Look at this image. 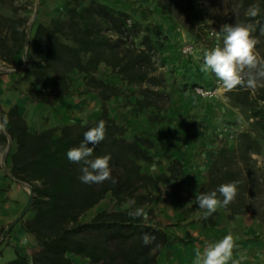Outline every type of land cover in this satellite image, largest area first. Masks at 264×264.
<instances>
[{"label":"trees","instance_id":"trees-1","mask_svg":"<svg viewBox=\"0 0 264 264\" xmlns=\"http://www.w3.org/2000/svg\"><path fill=\"white\" fill-rule=\"evenodd\" d=\"M157 2L160 6H167L190 32L200 33L206 29L207 20L225 8L229 11L217 19L254 24L259 21L254 33L260 40L256 50L264 58V35L259 32V25H264V0ZM253 4H259L261 12L250 18L246 11ZM160 29L149 30L128 12L112 9L97 0H90L81 8L79 4L71 5L65 16L54 19L50 26H37L33 41L40 55L36 78L40 88L47 93L56 89L43 80L50 72L55 79L68 81L67 73L78 70L84 74L86 89L99 97L102 111L92 120L42 131L30 128L18 105L5 112L7 120L4 123L0 116V158L13 141L16 147L10 155V174L30 184L33 191L30 206L33 216L22 223L39 245L31 257L18 253L9 264H74L71 254L86 258L92 264H158L163 251L171 245L172 234L166 226L151 223L143 217L133 219L128 215V209H103L91 220H81V216L107 194L118 204L135 199L137 207H144L154 199L150 186L161 182L167 183L166 191L177 200L188 202L192 197L184 179L182 160L173 159L167 168L168 173L154 175L142 169V162L155 161L153 150L157 143L145 132L132 138L127 136V128L116 121L109 110L110 101L119 97L122 89L97 75L102 64L110 67L122 81L142 87V98L137 99L139 107L161 108L160 101L168 100V94L163 89L166 77L159 72L161 50L156 37L162 33ZM24 40V31L20 44L15 47L0 37L6 61H13V56L24 47ZM180 60L181 57L172 56L170 61L177 64ZM65 92L66 89L59 88L52 93L60 95ZM251 103L252 116L264 130V87L253 91ZM100 120L106 123V135L99 145L94 146L93 158L111 155L110 167L116 183L106 180L89 185L79 180L81 165L69 162L66 154L70 148L79 146L84 132ZM57 130L58 135L55 134ZM88 146L92 147L91 144ZM259 148L257 138L249 132L239 134L236 148L231 149L222 142L213 155L208 178L198 194L235 181L238 195L223 208L230 211V217L253 211L264 222V169L252 157ZM145 233L154 237L147 246L142 242Z\"/></svg>","mask_w":264,"mask_h":264},{"label":"rangeland","instance_id":"rangeland-1","mask_svg":"<svg viewBox=\"0 0 264 264\" xmlns=\"http://www.w3.org/2000/svg\"><path fill=\"white\" fill-rule=\"evenodd\" d=\"M89 1L0 0V37L15 47L21 42V33H25L24 47L13 56L12 62L5 60L3 42H0V89L12 91V88H15L26 93V105L31 107L30 115L36 112L40 102L48 103L51 97H66L65 103L69 106L67 116L75 122L92 120L101 113L99 97L95 92L86 89L84 74L78 70L67 73L68 81L55 79L51 72L46 74L43 80L56 88H53L52 92L59 88L67 90L60 95L47 93L36 81L40 55L33 38L37 26H50L54 19L65 16L69 6L79 4L81 8ZM97 1L112 9L128 12L149 30L158 27L162 32L156 37V41L161 50L159 63L162 66L159 72H163L166 77V87L163 89L168 94V100L160 101L161 108L139 107L137 99L142 98V87L122 81L111 72L110 67L102 64L97 73L122 89V94L110 101L109 110L116 121L127 128V136L132 138L135 134L145 132L157 143L156 149L153 150L155 161L142 162V169L155 175L168 173L167 168L175 158L182 160L184 164V179L191 190V199L188 202L177 200L166 191L167 183L161 182L150 186L154 199L143 207L149 222L166 226L172 234V243L163 251L158 264H193L196 250H202L206 240H218L230 231L240 237L237 251L247 254V259L242 264H264V222L260 221L253 211L230 217V211L222 207L217 210V214L205 219L203 210L199 209L195 202L188 204L195 199L201 185L207 180L213 155L218 147L225 142L229 148H236L239 134L242 132H249L257 138L260 148L252 157L257 165L264 169V130L252 116L251 100L254 90L237 87L232 91H223L222 95L215 99L197 96L192 87L213 83L215 75L200 71L202 60L198 57L205 48L198 45V49L187 56L182 55L181 50L190 42L197 43L200 37L204 36L205 29L199 31L201 34L186 30L173 12L167 6H160L157 0ZM228 11L229 9L225 8L222 13H214L205 26L234 25L235 22L217 19L221 14L225 16ZM172 56H179L182 60L172 64ZM83 94H86V97ZM10 108H3L0 103L3 123L7 120L5 112ZM42 116L45 115L39 113L38 116V113H35L32 117H41L42 119L38 120H44ZM55 134L58 135L59 130ZM15 147V143L10 141L7 151L1 155L0 174L25 186L30 198V194L33 195L31 185L13 178L9 171L10 155ZM3 190L4 187L0 186V191ZM1 200L0 198V214L4 212ZM123 205L116 203L111 195L107 194L96 206L86 211L81 220L89 221L103 209L124 210L126 208ZM32 214L29 209L23 217ZM7 225L9 222L0 226V237ZM70 256L74 264H92L86 258L73 254Z\"/></svg>","mask_w":264,"mask_h":264},{"label":"clouds","instance_id":"clouds-1","mask_svg":"<svg viewBox=\"0 0 264 264\" xmlns=\"http://www.w3.org/2000/svg\"><path fill=\"white\" fill-rule=\"evenodd\" d=\"M259 4L251 5L246 15L255 18L260 15ZM259 21L254 23L236 22L234 25H223L219 31L222 45L217 43L211 49H205L198 57L202 60L200 71L213 73L220 86L226 91L235 90L237 87L255 90L264 87V58L257 49L260 40L254 35ZM260 35H264V25H259ZM106 135V123L100 120L96 126L84 132L83 141L79 146L67 151V159L71 163L81 165L79 180L85 184H99L106 180H116L112 177L110 167L111 155L97 156L93 158L94 146L99 145ZM91 144L92 147L88 145ZM238 195V183L228 182L219 185L215 190L200 193L188 204L195 202L199 209L203 210L207 219L218 209L227 207ZM128 209V215L135 218H147L143 207H137L135 199H129L124 205ZM239 235L231 231L222 238L212 241L206 240L203 249H197L193 264H242L247 259V254L238 252ZM154 237L148 233L142 236L144 245L153 242ZM28 243L27 237L22 241ZM238 256V258H236Z\"/></svg>","mask_w":264,"mask_h":264},{"label":"crops","instance_id":"crops-1","mask_svg":"<svg viewBox=\"0 0 264 264\" xmlns=\"http://www.w3.org/2000/svg\"><path fill=\"white\" fill-rule=\"evenodd\" d=\"M85 95L83 94L84 97H86ZM27 97L26 93L15 88H12V91L0 89L2 107L8 109L13 105H18L20 113L34 131H42L75 122L74 119L72 120L67 116L69 106L65 103L66 97H51L48 103L42 104L40 102L37 105L34 114L38 113V116L39 113L44 114L45 116H42L44 120H38L41 117H38V119L32 117L34 114L30 115L31 107L26 105ZM0 186L4 187V190L0 191L1 204L4 207V212L0 214V226L7 222L11 225L18 219L29 202L28 189L2 174H0ZM32 216L33 214L18 220L4 240H1L2 236L0 237V264H9L17 257L18 253L31 257L39 249L36 237L28 233L22 223V220L29 219ZM9 225L5 226L4 230ZM25 237H27L28 243L22 242Z\"/></svg>","mask_w":264,"mask_h":264},{"label":"built area","instance_id":"built-area-1","mask_svg":"<svg viewBox=\"0 0 264 264\" xmlns=\"http://www.w3.org/2000/svg\"><path fill=\"white\" fill-rule=\"evenodd\" d=\"M221 27H208L205 29L204 36L196 43V42H190L183 46L181 50V54L184 56L192 54L194 51L198 49V45H200L202 48L205 49H211L215 47L217 43H220L222 45V39L219 31L221 30ZM192 91L200 97L203 98H209V99H215L219 98L223 91H225L217 81V79H214V82L209 85L204 84H198L192 87ZM233 135H230L232 137ZM13 227V223L9 225L7 228H5L4 233L2 234L1 240H4L6 236L11 232Z\"/></svg>","mask_w":264,"mask_h":264},{"label":"water","instance_id":"water-1","mask_svg":"<svg viewBox=\"0 0 264 264\" xmlns=\"http://www.w3.org/2000/svg\"><path fill=\"white\" fill-rule=\"evenodd\" d=\"M32 199H33V195H32V193L30 194V198H29V202H28V205H27V207L25 208V210L22 212V214L18 217V219L13 223V225H15L16 224V222L18 221V220H20L22 217H23V215L30 209V206H31V203H32Z\"/></svg>","mask_w":264,"mask_h":264}]
</instances>
